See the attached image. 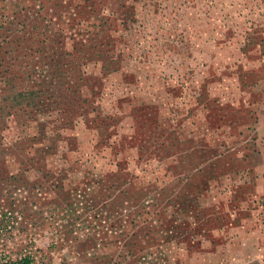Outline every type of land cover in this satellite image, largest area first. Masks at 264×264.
Wrapping results in <instances>:
<instances>
[{"label":"rangeland","instance_id":"374dc122","mask_svg":"<svg viewBox=\"0 0 264 264\" xmlns=\"http://www.w3.org/2000/svg\"><path fill=\"white\" fill-rule=\"evenodd\" d=\"M4 256L264 264V0H0Z\"/></svg>","mask_w":264,"mask_h":264},{"label":"trees","instance_id":"16d2710c","mask_svg":"<svg viewBox=\"0 0 264 264\" xmlns=\"http://www.w3.org/2000/svg\"><path fill=\"white\" fill-rule=\"evenodd\" d=\"M30 94H31L32 97L34 98V95H35L34 92H29V93H28L29 97L32 98ZM21 96H24V94H21ZM26 96H27V95H26ZM85 102H86V101H85ZM77 105H78V103H77ZM64 188H65L64 185H63V186H62V185L54 186V189H60V190H57V191H56L57 194L59 193V195H58V200H71V199H70V195H69L68 198H65V196L63 195V194H64ZM67 192H68V191H67ZM81 192H82V191H81ZM69 193H70V192H69ZM150 247H151V246H146V248H141V250H142V249H149ZM124 248H125V247H124ZM141 257H142V256H140V252H139V255L135 256V258H136V259H139V260H141ZM106 261L115 264V262H112L111 259L106 258ZM0 264H36V261H35V259H34L32 256H20V257L15 258V259L9 258L8 256H7V257L4 256V257H1V258H0Z\"/></svg>","mask_w":264,"mask_h":264}]
</instances>
